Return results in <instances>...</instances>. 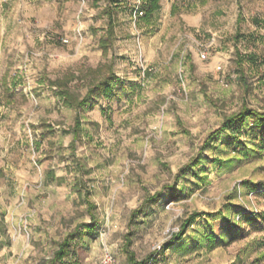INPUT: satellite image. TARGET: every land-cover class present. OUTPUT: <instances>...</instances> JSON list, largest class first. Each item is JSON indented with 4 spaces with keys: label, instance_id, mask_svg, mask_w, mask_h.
<instances>
[{
    "label": "rangeland",
    "instance_id": "1",
    "mask_svg": "<svg viewBox=\"0 0 264 264\" xmlns=\"http://www.w3.org/2000/svg\"><path fill=\"white\" fill-rule=\"evenodd\" d=\"M138 5L0 0V264H51L82 223L57 264L106 250L119 264H264V130L222 128L264 110V0H160L136 18ZM110 72L112 92L79 109L51 82L71 75L82 98Z\"/></svg>",
    "mask_w": 264,
    "mask_h": 264
},
{
    "label": "trees",
    "instance_id": "2",
    "mask_svg": "<svg viewBox=\"0 0 264 264\" xmlns=\"http://www.w3.org/2000/svg\"><path fill=\"white\" fill-rule=\"evenodd\" d=\"M159 1L160 0H141V7L145 10V13H152L155 9L159 7ZM111 4L112 7L116 9L118 6L121 5V0H111ZM111 14L112 11L109 10L110 21L106 30L108 35L105 38L104 37L101 38V45L104 47L113 44L112 37L110 38V34L114 33V22L112 21L113 19ZM254 20L257 23L260 22L258 17H254ZM237 58H238L237 62L243 65L245 59H249L252 62H255L258 56L255 55L254 53H250L249 55L242 56L241 53L239 52ZM70 78H72L71 75L63 79L52 80L51 82L53 83V85H56L58 87L59 95L62 97L64 103L76 109L86 106L88 102L92 101L94 96L97 94L100 93L110 94L113 90L114 84L119 79L118 75L115 72H110L108 75L100 79L97 80L94 79L93 83L90 85L84 97L79 98L69 86ZM250 118H252L253 120L252 121L253 127L250 129V131H253L257 126L262 127V129L264 130V110L255 107H250L247 105H244L239 111L229 115L225 119L222 128L229 129L230 131L240 135L243 127L247 125ZM82 124H83L82 121L79 118H77L76 123L73 127L75 139L80 137V128L82 127ZM218 133L219 130L214 131L210 135L209 139L212 140ZM161 195H162V191H158L157 193L151 195L147 200L148 202L155 203L159 200ZM201 214H202L201 211H194L188 217L184 218L179 230L173 233L172 237L167 242L166 247H170L176 244L177 242H179L180 240H182L189 226ZM253 215H257V213H254L251 216H249V219H253ZM94 220H96V217H94ZM82 225L86 226V228H89L91 226V223H82L78 225L74 230L69 232L60 241L59 247L51 259V264H57L58 262H63V263L65 262L66 260L65 258L69 255L74 239L76 238L77 234L80 232V227ZM144 262L145 261H143L142 264H145Z\"/></svg>",
    "mask_w": 264,
    "mask_h": 264
},
{
    "label": "built area",
    "instance_id": "3",
    "mask_svg": "<svg viewBox=\"0 0 264 264\" xmlns=\"http://www.w3.org/2000/svg\"><path fill=\"white\" fill-rule=\"evenodd\" d=\"M133 13L135 17L138 18L141 15L145 14V10L141 6L138 5L133 9ZM94 264H119V260L117 259V256L112 251L106 250L100 257V259Z\"/></svg>",
    "mask_w": 264,
    "mask_h": 264
}]
</instances>
